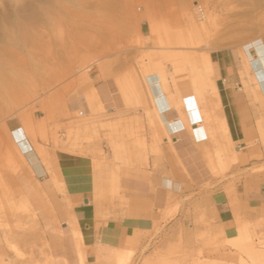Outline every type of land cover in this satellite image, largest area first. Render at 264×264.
I'll return each mask as SVG.
<instances>
[{
    "label": "rangeland",
    "instance_id": "1",
    "mask_svg": "<svg viewBox=\"0 0 264 264\" xmlns=\"http://www.w3.org/2000/svg\"><path fill=\"white\" fill-rule=\"evenodd\" d=\"M16 1L0 0V264H80L79 257L58 260L50 247L56 234L64 245L71 210L55 177L61 155L91 162L94 202L105 220L134 214L130 181L152 185L167 174L173 142L148 85L160 70L168 96L197 95L203 112L197 128L208 131L203 153L214 181L172 199L162 219L127 249L99 248L96 264H264V213L248 215L236 198L244 177L264 174V99L253 107L257 138L243 150L215 102L224 80L253 92L246 51L264 38V0ZM20 129L25 139L17 143ZM27 142L41 173L22 149ZM12 155L24 158L27 175L9 162ZM217 191L234 208L231 240L216 221ZM25 198L38 229L28 222Z\"/></svg>",
    "mask_w": 264,
    "mask_h": 264
},
{
    "label": "crops",
    "instance_id": "2",
    "mask_svg": "<svg viewBox=\"0 0 264 264\" xmlns=\"http://www.w3.org/2000/svg\"><path fill=\"white\" fill-rule=\"evenodd\" d=\"M259 43V46H250L246 51L251 77L255 78L257 91L256 86L252 84L253 92L244 94L234 88L232 80H224L219 90V98L215 100L217 106L221 108L220 118L225 120L229 132L241 150L247 149V144L257 138L253 107L259 109L260 102L255 100L264 99V38ZM154 86L155 88L153 86L150 88L154 106L168 125L169 136L173 142L170 148L172 163L166 167L167 174H163V171L161 175L155 176L152 179L154 183L152 185L148 181H130L127 187L134 192L131 197L134 214L121 219L105 220L100 217L99 209L94 202L91 162L83 157L61 155L59 157L60 177L65 185V195L71 210L68 211V219L63 220L66 235L64 245L58 234L53 236L50 242L52 253L58 260L71 263L78 259L71 221H75L74 223L82 233L88 264H96L99 248L127 249L143 232L153 229L154 223L159 222L163 212L170 207L172 199L191 196L192 192L196 193L197 189L214 181L203 153L204 145L208 141V131L206 127L194 128L196 126L193 125L202 122L200 112L202 108L197 98L191 96L182 99L172 94L178 104H184L183 113H187L191 120L190 127H193L190 130L161 86L159 84ZM10 127L14 130L18 128V124ZM16 133L24 136L22 129ZM22 149L34 150L29 142L25 143ZM195 197L196 195H193V198ZM236 198L237 204L243 208V211L247 210L248 215H253L254 211L258 216L263 214L264 174L255 172L244 177L236 187ZM213 200L219 228L226 239L236 238L234 208L231 207L223 192L214 193ZM56 206L62 216H65L62 205Z\"/></svg>",
    "mask_w": 264,
    "mask_h": 264
},
{
    "label": "bare ground",
    "instance_id": "3",
    "mask_svg": "<svg viewBox=\"0 0 264 264\" xmlns=\"http://www.w3.org/2000/svg\"><path fill=\"white\" fill-rule=\"evenodd\" d=\"M27 1V0H26ZM40 1V0H39ZM76 1H78V0H76ZM81 1V5H83V4H85V3H83L84 1L83 0H79V2ZM83 1V2H82ZM18 2H20V1H16V2H14V3H16V4H19ZM22 2V1H21ZM36 2H37V0H33V1H31L30 3L31 4H33V5H35L36 4ZM57 2V1H56ZM55 2V3H56ZM23 3V2H22ZM27 3V2H26ZM37 3H39V2H37ZM57 4V3H56ZM63 4H65V3H63ZM80 4V3H79ZM21 5H23V7H24V4H20V6ZM26 6V5H25ZM27 7V6H26ZM32 7V6H31ZM34 8H35V6H33ZM32 7V8H33ZM65 7L67 8V7H69V6H66L65 5ZM64 7V8H65ZM83 7V6H82ZM29 8V7H28ZM33 8V10L32 11H34L35 9ZM44 8V7H43ZM62 8V10L64 9L63 7H61ZM61 8H60V10H61ZM65 8V12H68L67 10L68 9H70V7L69 8H67L66 9ZM84 8V7H83ZM31 9V8H30ZM44 10V9H43ZM48 10H51V9H48ZM59 10V11H60ZM53 13L55 12V10H51ZM69 11H71V9L69 10ZM35 12H37V10L35 11ZM64 12V11H63ZM38 13L39 12H37L36 14L38 15ZM57 13V12H56ZM39 14H41V12L39 13ZM50 14V13H49ZM52 14V13H51ZM66 14H69V12L68 13H66ZM71 15H72V13H70ZM44 15V14H43ZM50 16V15H49ZM48 16V17H49ZM49 18H54V16L53 17H49ZM56 18V17H55ZM65 18H67V17H65ZM56 19H58V18H56ZM53 20V19H52ZM54 21V20H53ZM52 21V22H53ZM37 24V23H36ZM48 24V23H47ZM49 24H52V23H49ZM21 26V25H20ZM17 27H19V26H17ZM23 27V26H22ZM22 27H19V28H22ZM26 26H24V28H25ZM52 27V26H51ZM153 27V26H152ZM42 29V28H41ZM38 30V29H37ZM40 30V29H39ZM30 32V31H29ZM11 36H13V35H11ZM42 36V35H41ZM259 46V45H258ZM173 60H174V58H173ZM248 69L251 71V68H250V66L248 65ZM18 71V70H17ZM162 71L163 70H160V73H157V75H159L160 74V77L159 78H157V79H154V80H152V81H150L149 83H148V85L150 86V88L153 86V88H155V86L154 85H156L157 86V84H159L160 86H161V88H162V90H163V92L166 94V96L168 95V93H169V88H168V78L165 76V74L166 73H164V75H162ZM176 72V71H175ZM158 77V76H157ZM253 80L255 81V78L253 77ZM116 82H118V86H119V88H120V90H121V92L124 94V96L127 94V92L128 91H126L127 90V86H126V88L124 87V84L122 83V82H120V81H116ZM256 82V81H255ZM126 85V84H125ZM159 88V87H158ZM256 88V91H257V89H258V87L256 86L255 87ZM129 90V89H128ZM141 90V89H140ZM152 90V89H151ZM150 90V92H149V94H150V96H151V98L153 99V95H152V91ZM159 90H160V88H159ZM138 91V90H137ZM185 91H188V90H185ZM129 93V92H128ZM159 93V92H158ZM185 93V97L184 98H188V97H191V96H195V98H197V95H195V93L193 92V91H189V92H184ZM160 94V93H159ZM181 94H182V92H181ZM257 94H259V93H257ZM182 95H184V94H182ZM98 97V96H97ZM169 98H170V100H171V102H172V104L176 107V109H177V111H179V113H180V115H181V117H182V119H183V122H185V124H186V127H188L189 129H191V127H190V122H191V120H190V118H189V116L187 115V113L185 114V113H183L184 111H183V109H184V104H180V105H177V102L175 101V99L174 98H172L171 96H168ZM126 98H130L129 96H127ZM93 99V98H92ZM146 99V98H145ZM91 100V99H90ZM127 100H130V99H127ZM197 100H198V98H197ZM93 101V100H92ZM99 101V100H98ZM183 101V100H182ZM191 101V103H192V99L190 100ZM94 102V101H93ZM199 102V101H198ZM90 104H91V102H89ZM94 103H96V102H94ZM94 103H92V106L94 105ZM98 103V102H97ZM189 103V102H188ZM187 103V104H188ZM194 103V102H193ZM141 104L143 105V102L141 101ZM198 104V103H197ZM144 106V105H143ZM190 107V106H189ZM148 108V107H147ZM200 108V107H199ZM201 112V119H202V122H203V112L202 111H200ZM157 113H158V111H157ZM189 113V112H188ZM158 114H160V113H158ZM157 114V115H158ZM161 116V115H160ZM160 118H162L163 119V117L161 116ZM161 120V119H160ZM162 121V120H161ZM163 121H164V124H166V122H165V120L163 119ZM202 122L201 123H195V124H193L194 126H196V127H194V128H197V127H200L201 126V124H202ZM170 128V127H169ZM33 152H35V151H29L28 153L29 154H31V158H32V160L35 162V165H36V167H37V169H38V171H39V173H41L42 172V169H41V167L39 166V163L38 162H36L37 161V156H34L32 153ZM40 156V155H39ZM25 158H27V157H25ZM31 161V160H30ZM43 161V160H42ZM9 162L15 167V168H18V170H20V173L22 174V175H27V173L28 172H26V171H28V170H26L25 171V167H26V163H25V160H24V158L23 157H20V156H18V157H16L15 155H12L10 158H9ZM54 166V165H53ZM43 167V166H42ZM13 169V168H12ZM13 172V171H12ZM16 172H18V171H16ZM55 173H56V171H54ZM29 174H31V173H29ZM55 177L59 180V182H60V184H61V188H62V190L66 193V191H65V185H64V183H63V181H62V179H61V177L59 176V174H58V176L57 175H55ZM38 189V188H37ZM40 194L42 195V196H44V198H46V200H47V202H48V204L50 205V202L48 201V199H47V197H46V195H45V193H44V191L42 190V188L40 187ZM38 192V191H37ZM21 196H22V194H21ZM23 197V196H22ZM21 197V198H22ZM45 201V200H44ZM24 204H25V206H26V210H25V214H27V216L29 217V221L28 222H31L32 223V227L33 228H35V229H38L37 228V225H38V223H37V220H36V215H35V213L32 211V209L30 208V205H29V203H28V201H27V199L25 198L24 199ZM50 209H51V206H50ZM51 211L53 212V210L51 209ZM25 217V216H24ZM52 217H54V216H52ZM77 221V220H76ZM75 222V221H74ZM73 222V224H72V227L73 228H75L76 229V231H75V234H72L73 235V240H74V243L76 244V251H77V255H78V257H79V260H80V264H88V262H87V255H86V252H85V245H84V241H83V236H82V233H81V231H80V229L77 227V225H76V223H74ZM13 231V230H12ZM58 231V230H57ZM37 232L38 231H36V234H37ZM49 232V231H48ZM34 234V233H33ZM35 234V235H36ZM38 235V234H37ZM60 235H61V237L63 236V232L61 231L60 232ZM15 236V235H14ZM13 236V237H14ZM44 238V237H43ZM47 244V243H46ZM45 244V245H46ZM34 246V245H33ZM32 246V247H33ZM48 246V245H47ZM46 246V247H47ZM36 247V246H35ZM49 247V246H48ZM43 249H44V247H43ZM34 250H36V249H34ZM48 252H49V250H48ZM44 254V253H43ZM47 254V253H46ZM31 255H33V254H31ZM40 256V255H39ZM54 256V255H53ZM37 257V256H36ZM44 257V256H43ZM39 258V257H38ZM40 259V258H39ZM38 259V260H39ZM41 260H43V259H41ZM48 260L50 261V263H52V261H53V257L50 255V254H48ZM36 261V260H35ZM44 261V260H43ZM34 263V262H33ZM36 263V262H35ZM31 264V263H30Z\"/></svg>",
    "mask_w": 264,
    "mask_h": 264
},
{
    "label": "built area",
    "instance_id": "4",
    "mask_svg": "<svg viewBox=\"0 0 264 264\" xmlns=\"http://www.w3.org/2000/svg\"><path fill=\"white\" fill-rule=\"evenodd\" d=\"M81 115H82V113H81ZM16 131H18V130H16ZM16 131H14V133H16ZM14 133H13V134H14ZM24 139H25V137L22 136V137L19 138V141H18V139H15V141H16L17 143H19V142H23ZM27 154H29L28 151H26L25 155H27Z\"/></svg>",
    "mask_w": 264,
    "mask_h": 264
}]
</instances>
